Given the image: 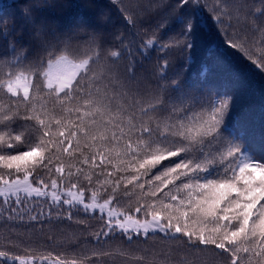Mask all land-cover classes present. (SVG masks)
<instances>
[{"label": "snow or ice", "instance_id": "6c2138e0", "mask_svg": "<svg viewBox=\"0 0 264 264\" xmlns=\"http://www.w3.org/2000/svg\"><path fill=\"white\" fill-rule=\"evenodd\" d=\"M113 3L110 31L38 16L57 0L20 10L25 43L0 21V264H264V132L234 116L252 93L222 58L186 76L201 12L264 75V0Z\"/></svg>", "mask_w": 264, "mask_h": 264}, {"label": "trees", "instance_id": "16d2710c", "mask_svg": "<svg viewBox=\"0 0 264 264\" xmlns=\"http://www.w3.org/2000/svg\"><path fill=\"white\" fill-rule=\"evenodd\" d=\"M58 3L63 5L62 8L50 9L44 8L38 10V16L52 21L56 26L72 27L75 25L85 26H100L101 29L110 31L113 26H119L122 23L120 15V4H114L113 0H57ZM91 6H85L86 3ZM153 4H158L160 7L157 9L161 14L164 11V3L166 0H150ZM30 0H15L5 5H10L7 9L4 5L0 8V21L11 20L13 17L16 19L15 29L13 36L19 43L27 41V30L23 35L18 34L21 27L22 19L20 10L23 9ZM127 5L130 0H123ZM7 13V15H5ZM107 17V20L101 24V14ZM201 19L205 21L204 32L201 36V45L192 53V61L187 71V78L192 81L206 79L211 73L205 71V66L214 65L218 58L225 60L231 69L237 72L241 79L246 83L247 89L252 93L246 98L245 103L237 109L234 116H246L249 128L259 136L264 132V117L261 116V108L264 107V98L261 97L260 92L264 89V75H262L250 62L241 59L235 53L227 50L226 47L221 46L220 38L215 34L213 29L207 27V14L201 12ZM12 36L6 34L0 36V52L4 51L6 46L12 42ZM218 48L219 57L209 54V45ZM155 53H153V59ZM183 63V57L177 54L176 68L179 70L180 65ZM203 72V75L201 73ZM93 224L96 221H92ZM118 257L116 260L118 261ZM112 264V262H110Z\"/></svg>", "mask_w": 264, "mask_h": 264}, {"label": "rangeland", "instance_id": "374dc122", "mask_svg": "<svg viewBox=\"0 0 264 264\" xmlns=\"http://www.w3.org/2000/svg\"><path fill=\"white\" fill-rule=\"evenodd\" d=\"M12 1H15V0H0V8H1L3 5L8 4V3L12 2Z\"/></svg>", "mask_w": 264, "mask_h": 264}]
</instances>
